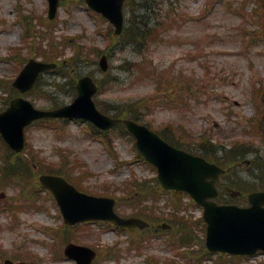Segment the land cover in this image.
I'll list each match as a JSON object with an SVG mask.
<instances>
[{
    "label": "rangeland",
    "instance_id": "374dc122",
    "mask_svg": "<svg viewBox=\"0 0 264 264\" xmlns=\"http://www.w3.org/2000/svg\"><path fill=\"white\" fill-rule=\"evenodd\" d=\"M244 1L156 0L157 12L173 8L177 14L175 18L179 19L178 15H181L177 27L166 34L164 41L157 44L151 52L152 59L162 72L165 70L163 74L167 76L162 79L168 83H164L161 88L168 96L169 73L176 76L183 74L187 80H192L189 75L192 73L196 82L193 83V88H203L197 94L198 98L190 93L178 106L167 107L161 94L157 93V83L153 79L141 80L137 79L138 76L125 72L123 64L137 59V55L131 48L119 47L109 51L111 74L116 78V82L99 94L97 100L126 105L141 98L146 99L148 124L169 136L179 138L185 145L199 146L198 141L202 135L212 137L216 143L224 144L226 148L235 140H240V137L249 138V133H246L249 136H242L245 133L241 128L249 124V118L258 114L255 94L259 86L262 85L264 89V43L250 46L244 41V24L237 12L244 16L255 6L251 5L244 11L240 9ZM47 12L48 0H0V107H5L4 99L13 92L11 83L19 72L16 58L12 55L16 51L21 59L28 57L29 47L42 46L47 49L53 43L61 44L63 56L60 61L71 58L79 48L81 60L70 67L71 73L79 76L90 74L95 79L106 77L98 68L97 52L105 51L109 42L114 40L113 37H107V32L112 26L108 20L91 13L85 0H67V4L60 7L56 20L52 21L54 25H49L53 27L51 38L50 32L46 31L48 27L42 21L47 18ZM28 21L31 22L33 36L26 41L25 22ZM251 28L252 26H247L246 32ZM15 32H18V38L12 41L8 36ZM65 39L69 43L66 44ZM43 80L34 96H26L37 108H51L54 105L53 100L61 103L72 101V93L68 90L55 89V82L69 81V77L61 79L58 74L50 73L46 74ZM66 88L69 89V85ZM15 95L18 96L17 91L13 93V96ZM47 95H51L53 99L45 97ZM166 99L169 101L168 97ZM215 122H218L219 127H215ZM181 125L185 127L183 130L180 129ZM27 141L26 155L32 156L29 163L32 162L33 165L37 160L38 167L44 170L48 168V162H59L62 152L86 162L90 173L85 177L79 175L84 171L79 168L78 176L91 193H119L121 187L132 177L151 182L150 179L157 175L150 165L136 159L131 139L119 133L115 134L119 162L129 163L120 168L116 167L111 153L102 142L87 134V127L83 122H71L59 131L35 124L27 131ZM256 145L261 155L264 151V141L257 139ZM254 156L255 154L249 158ZM8 157L12 162L16 160L13 154H8ZM1 164L0 157V166ZM250 170L259 173L256 169ZM250 170L245 169V166L239 167L227 180L232 185L244 184L250 180L247 178L251 174ZM31 175L34 173L28 174V177ZM25 176L26 174L19 173L20 181L23 182ZM1 178L4 183L0 185V264L6 259H14L16 264H30L34 259L30 260L24 256L18 260L13 257L17 255L16 252L28 253L29 247L38 253L39 259L46 264H72L66 260H54L51 240L40 234L45 233L50 226L59 229L63 224L51 196L44 190L40 191V203H30V208L21 213L17 212L20 224L16 227L13 214H6L5 208L12 204L15 197L24 205H29L30 201L22 200L20 186H16L18 182L5 174L4 167L0 170ZM6 183L12 185L8 187ZM30 195L36 197L34 194ZM31 201L33 202L32 199ZM187 212L201 216V211L193 207H188ZM35 238H40V241L35 242ZM75 238L80 244L98 245V252L102 254L99 259H103L108 247H115L125 256L117 261V258H109L106 264H146L145 257L149 254L157 255L163 261L179 260L176 252L164 245L162 237L154 238L150 233H143L141 256L134 253L121 232H114L112 227L103 224L78 229ZM260 263H264V256L250 260L239 259L232 264Z\"/></svg>",
    "mask_w": 264,
    "mask_h": 264
},
{
    "label": "water",
    "instance_id": "95a60500",
    "mask_svg": "<svg viewBox=\"0 0 264 264\" xmlns=\"http://www.w3.org/2000/svg\"><path fill=\"white\" fill-rule=\"evenodd\" d=\"M87 1L94 9L103 12L116 25L117 32H120L124 0ZM57 7L58 0H51V17H54ZM46 68L48 66L31 62L14 85L22 92L30 90ZM78 90L80 94L73 105L54 112L35 110L29 101L22 98L13 100L11 107L6 112L0 113V131L16 151H21L24 147L25 127L45 116L89 119L103 129L111 128L121 122L105 117L95 109L91 96L96 91V87L90 79L82 80ZM123 122L139 138L142 152L159 167L164 186L185 189L207 207L206 219L209 222L212 249L250 253L253 240L264 244V211L261 209V205L264 204V194L254 196V207L250 210L218 207L208 203L207 198L215 195L214 184L221 173L220 169L208 164L202 158L169 147L145 127L130 121ZM40 180L45 187L51 188L61 201L69 224L91 219L92 215H85V212L98 210V213L108 212L113 215V202L81 194L61 177L43 175ZM70 250L73 251L72 248Z\"/></svg>",
    "mask_w": 264,
    "mask_h": 264
},
{
    "label": "trees",
    "instance_id": "16d2710c",
    "mask_svg": "<svg viewBox=\"0 0 264 264\" xmlns=\"http://www.w3.org/2000/svg\"><path fill=\"white\" fill-rule=\"evenodd\" d=\"M133 32L135 36L139 37L138 39L142 38L146 41L149 38V36L152 34L151 32H147V31L142 32V31H138L137 29H134ZM121 114H125V113L121 112ZM127 114L134 115L135 117L132 116L133 118L139 119V113L137 111L128 112Z\"/></svg>",
    "mask_w": 264,
    "mask_h": 264
},
{
    "label": "bare ground",
    "instance_id": "6f19581e",
    "mask_svg": "<svg viewBox=\"0 0 264 264\" xmlns=\"http://www.w3.org/2000/svg\"><path fill=\"white\" fill-rule=\"evenodd\" d=\"M8 38H10V40H16L18 38V32H15L14 34H12L11 36H8Z\"/></svg>",
    "mask_w": 264,
    "mask_h": 264
}]
</instances>
